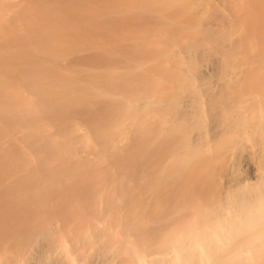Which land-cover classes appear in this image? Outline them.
Returning <instances> with one entry per match:
<instances>
[{
  "label": "bare ground",
  "instance_id": "1",
  "mask_svg": "<svg viewBox=\"0 0 264 264\" xmlns=\"http://www.w3.org/2000/svg\"><path fill=\"white\" fill-rule=\"evenodd\" d=\"M40 1L44 5L41 14H45V0ZM139 1L140 5L137 6V9L148 15H151V12H159L161 15L159 20L162 22L165 21L162 16L163 13L173 6L180 9L179 15L192 12L198 16L199 20L204 21L200 24V30L198 29L201 32V37L190 36L184 38L176 31L171 38L170 42L172 43L164 56L167 61L172 62L173 87L169 99L157 98L155 94H152L153 92H150L151 88L153 89L157 84L153 83L154 81H151L149 77H143L137 85L131 88L134 92L138 91L140 99L143 100V109L147 108L148 112L151 113L145 112L149 115V120H144L137 114L133 115L134 117L129 118V122H132L130 131L124 133L122 137H119V134V138L111 136L108 132L109 128L115 127V125L105 124V122L100 127L106 128V132L95 134L100 146L106 150H111L110 166L126 170L127 175L134 177L141 169L144 168L146 171L148 166L154 167V170L150 173V180L142 186L145 188L144 190L152 192V194L156 191L159 192L154 205L155 209L147 211V204L144 202L143 197H140L143 202L138 201L139 199L136 201L140 203L141 211L135 214V209H130L127 214L129 221L120 225L122 228L120 232H115L112 225L100 227L98 223L90 221L86 225V231L80 237L73 239L72 249H69L70 246H68L63 234L59 238H54L53 236L59 232L52 230L51 232L50 228L47 227L46 232L50 231L48 233L50 238L47 244L48 251L57 254V261L54 264H264V93L261 92L263 83L255 80L261 78L259 75L261 73L260 61H252L253 58L260 55L256 51V45L253 42L259 41L261 38L259 36H249L245 31V23L242 19L231 18L232 15L234 17L241 13L264 14V0ZM214 17L222 20L223 23L209 21L210 18ZM206 20L207 22H205ZM56 28L59 27L54 28L58 31ZM229 29H233L238 34L231 33ZM31 32H33V38L37 41L35 43L40 44V47L45 49V26L40 18L39 28L32 29ZM25 38H18L19 48L16 49V52L0 53V62L3 65L8 66L11 64L10 61H2H7L9 58L17 61V63L25 60L32 61L37 58L35 53L38 52L30 51L25 44H21ZM56 38L59 40L60 34ZM232 42L243 43L233 47L231 46ZM212 48L220 51V59L208 66L205 63L204 55L207 50ZM50 55H54V53ZM10 68L8 70L4 68L3 72L0 70V76L13 74L14 72H10ZM237 68L247 71V77H241L239 72H235ZM128 70L130 71L129 68ZM180 70H184V73H181ZM32 71H36V69H32ZM207 75L215 79L213 84L218 88L216 96L209 93L211 81L210 79L206 80ZM34 78V74L27 76V79ZM6 79H8V76ZM3 80L5 79L3 78ZM34 80H38V78ZM6 84L9 85L10 83L6 82ZM33 85L37 86L36 83H33ZM15 86L18 87L19 85ZM0 87L2 86L0 85ZM21 87L19 86V88ZM255 87L258 89H255ZM36 88L39 89L42 99L37 106L33 104L34 102L28 101L27 104L25 103L24 105H26L28 111L35 109L43 111L42 108H45V84H38ZM5 89L0 88V92L2 93ZM47 91L48 98L55 99L53 91L49 89ZM11 92L13 94V91ZM183 93L186 94L187 100L180 106V97ZM7 94L5 93V95ZM208 94L209 97L206 99L205 97ZM1 95L0 99L2 98ZM3 99L4 97L1 100L5 103L9 101ZM70 103L73 107L81 109L80 107L87 102L86 99L74 98ZM95 103L101 104L102 107L98 110L102 113L110 109L107 108L108 102L105 100L97 99ZM7 104L12 107L11 103L8 102ZM207 104L209 111L206 108ZM136 105L135 99L130 101L131 108ZM10 107L9 110L16 108L12 107L10 109ZM18 109L20 112L19 107ZM4 111L6 110L4 109ZM208 113L213 114L214 118H218L219 123L224 124V126L214 132L204 145L203 141L206 138L208 139L205 126ZM4 114H1L2 118ZM9 114L11 115V113H6L8 117H10ZM26 114L25 119L29 120ZM30 114L31 112L28 113V116ZM133 114H135V111ZM6 115L4 116L6 117ZM20 115L18 116L20 117ZM34 116L35 113L32 117ZM5 117L4 121H2L3 119L0 120L1 123L8 118ZM13 118L7 121H13ZM18 119H16V122L18 121L20 125H23L21 124L22 121ZM229 120H235V126L228 123ZM118 121L120 119L117 116L114 118V124L117 125ZM6 122L3 123L5 126L3 125L4 127L0 129L3 130L0 135L11 133L10 129H4L7 125ZM174 123H178L179 126L176 125L177 127H175ZM149 126L151 127L148 128ZM169 131L173 133L172 154L175 158L172 159L169 166L171 170L167 172V169L164 170L162 166L157 168L160 161V150L157 147L168 140L170 137L168 136ZM77 132L75 131V133ZM75 133L74 136L76 137L77 134ZM82 133L84 132L82 131ZM69 135L65 138H68ZM22 136L24 138V135ZM215 137H218L219 140L215 145L216 159L213 156L212 160L218 163L213 162L211 159L207 160L208 158L202 154L205 151H210L209 142ZM126 138L132 142L131 146L128 148L119 146V140H126ZM91 139H93L92 136ZM75 141L71 137L56 145L55 143L46 146L42 143L40 145L33 144L34 150L32 147L31 149L35 152L34 158L32 155L27 154L30 151L28 149L26 153H21L24 155L19 154V157H21L19 160L18 157L15 163L12 161L14 164L10 162L8 166L14 169L12 175H19L16 185H20L21 189L17 188L20 192H23V196L38 195L39 192L44 193L45 188L59 189L60 184L66 183L64 179L68 175L79 178V174L83 171H98L99 166H89L85 158L76 156ZM245 142H249L247 143L249 147L246 150V155L242 156L241 151L243 150L241 149ZM96 145L98 146V144ZM39 151L41 153L42 151L46 152L45 156L39 155L41 154ZM181 152H184L183 157L179 155ZM51 158L59 160L60 167L58 169L50 168V170H47L49 168L47 161H50ZM34 160H36V163ZM30 161H34L35 165H32L33 163ZM250 163L253 165L252 167ZM228 166L229 168H227ZM221 169L224 172L220 174L219 170L221 171ZM46 172H49V174H46ZM97 175H100L101 178H97L101 181H105L109 177L106 174ZM138 186L141 187V184L138 183ZM1 189L0 187V194ZM137 191L139 192V190ZM160 193L165 199L170 198L173 204L163 207L159 202ZM123 194L126 195H123L124 197H127V194L124 192ZM130 202L128 205H130ZM111 203L108 204L111 205ZM26 217L18 218L19 220L14 221L10 227L4 224L0 227V246L3 241L8 242L10 245L4 250L11 253V264H27L26 259H28L27 257L31 251L32 242L39 237L44 238L47 234L45 233V225L37 227L33 221L31 222ZM144 219L149 222L153 221L155 226L142 229L140 224L145 223ZM91 229L93 232H91Z\"/></svg>",
  "mask_w": 264,
  "mask_h": 264
},
{
  "label": "rangeland",
  "instance_id": "2",
  "mask_svg": "<svg viewBox=\"0 0 264 264\" xmlns=\"http://www.w3.org/2000/svg\"><path fill=\"white\" fill-rule=\"evenodd\" d=\"M139 5V0H45V14H41L44 5L40 0H0V53L16 52V49L19 48L17 40L22 37L26 38L21 44H25L30 51L34 50V52H38L35 53L37 58H34L32 61L25 60L17 63V61H13L11 58L7 61L2 60L3 62L10 61L9 63L11 64L8 66L0 62V70L2 72L4 68L8 70L10 66V72H14L13 74L9 73L0 76V85L6 88L5 91H2V93L0 92V95L4 92V94L1 95L2 98L4 97L3 100H9L8 102L12 104V107H16L13 109L10 107V104H7L8 102L5 103L1 100L2 98L0 99V120L3 119L2 121H4V115H6V113H11L13 116L10 114L9 116L11 118L14 117V122L7 116L8 114L6 115L8 118L5 119L6 121L11 119V123L10 121H5L7 125L10 126L6 125L4 128L10 129V135L8 131V135H5V133L0 135L2 136L0 137V156L2 154L1 158H3H0V162H2L0 163V187L2 188L0 194V227L3 224L10 227L14 221L19 220L18 218L22 219L24 216H27L26 218L31 222L33 221L35 226L41 227L45 225V233H47L44 238L39 237L36 241L32 242L30 247L31 251L27 257L28 259H26L27 264H54L57 261V254H52L47 248V244L50 240L48 233L51 230L59 232L56 235L53 234L54 238H59L63 234V237L68 242V246H70L69 249H72L73 239L80 237L81 234L86 231V225L90 221L98 223L100 227L112 225V229L115 232H120V229L122 231L120 225L129 221L127 215L128 211L130 209H135V214L141 211L140 203L136 201L139 199L138 201L141 200L142 203L143 201L140 197H143L144 202L147 204V211L153 208L155 209L154 205L157 201L156 197H158L157 195L159 192L156 191L152 194V192L144 190L145 188L143 187L144 184L150 180V173H152L154 167L148 166L146 171L144 168L141 169L137 172L135 177L127 175L126 170L109 165L112 154L111 150L102 148L100 143L97 142L96 137L99 133L106 132V128L100 127L104 122L105 124L110 123V125H115V127L109 128L110 131L108 130L111 136L118 137L120 134L119 137H122L124 133L130 131L132 122H129V118L131 119L134 117L133 115L137 114V116L142 117L144 120L149 118V115L145 114V112L148 114L151 113L148 112L147 108L143 109V100L140 99L138 91L134 92L131 89L137 85L143 77H149L151 81H154L153 83L157 84L153 89L151 88L150 91L153 92L152 94H155L157 98L159 97L167 100L171 97V88L173 87L171 73L172 62L167 61L166 57L164 58L165 52L172 43L170 42L171 38L176 31L184 38H189L190 36L201 37L199 27L204 21L199 20L198 16L194 15L192 12L179 15L180 9L173 6L163 13L162 16L165 21L162 22L159 20L161 16L159 12H151V15L144 14L137 9ZM102 13L103 15H101ZM39 18L43 21L45 26V49L41 48L40 44L35 43L37 41L33 38V32H31L32 29L39 28ZM231 18L242 19L245 23L246 33L249 36H259L261 38L259 41L256 40L253 42L256 45V51L259 52L260 55L253 58L252 61H260L261 73L259 75L261 78L255 80L263 83L261 92L264 93V14L241 13L234 17L232 15ZM210 19L209 21H213L214 23H223L222 20L215 17ZM205 22H207V20ZM55 27H59L56 28L58 31L54 30ZM230 32L235 35L238 34L237 32L235 33L233 29H231ZM59 34L60 39L58 40L56 36H59ZM240 43L242 44L243 42H232L231 46L234 47ZM52 53H54V55H50ZM218 59H220V51L213 50V48L207 50L204 55L205 63L208 66L217 62ZM30 63H32L31 65L33 66H31ZM166 68L167 71L165 72ZM32 69H36V71H32ZM24 71H26L25 74ZM180 72L184 73V70H180ZM235 72H239L240 76L244 78L248 75L247 71L241 70V68L235 69ZM29 74H34V79L38 78V80L27 79ZM7 76L8 79H6ZM3 78L5 80H3ZM209 79L211 81L209 93L215 95L218 89L213 84L215 79L207 75L206 80ZM6 82L10 84L8 85ZM33 83H36L37 86L38 84H45V108H42L44 112L38 109L28 111L26 110V105H24L25 103L27 104L28 101L34 102L33 104L36 106L40 104L42 96L39 89L36 88L37 86L33 85ZM15 85L22 87L19 88V86L17 87ZM256 85H258V83H256ZM46 86L50 87L47 88ZM48 89L53 91L55 99L48 98ZM255 89L258 88L255 87ZM17 90L19 91L17 92ZM11 91H13V94ZM21 91L22 93L20 94ZM5 93L8 94L5 95ZM14 93L16 94L14 95ZM207 97H209V94L205 98L207 99ZM74 98H79L81 100L86 99L87 103L82 105L80 107L81 109H77L70 103ZM97 99L108 102L107 108H110L109 111L102 113V111L98 110L102 106L99 103H95ZM133 99L136 100L137 105L131 108L130 101ZM186 100L187 96L183 93L180 97V106H182ZM113 102L115 103L114 105ZM17 105L21 110L20 112ZM9 107L12 109L9 110ZM206 108L209 111L208 104ZM4 109L6 111H4ZM134 111L135 114H133ZM219 111L218 109V112ZM24 112L27 113L26 116L29 120L25 119ZM29 112H31L32 115L35 113V116L32 117L31 114L28 116ZM1 114H4L3 118ZM18 115H20V117ZM22 116L24 118H21ZM117 116L120 121H118L116 125L114 124L116 122H114V118ZM15 117L16 119L19 118L18 120L22 121L21 124L23 125H20L18 121L16 122ZM25 121L27 123L26 125ZM5 122H0V129L5 126V124H3ZM235 122V120L228 121V123L234 126ZM153 123L155 122L153 121ZM125 125H127V127H125ZM176 125L179 126L178 123H174L175 127H177ZM205 126L208 132V139L206 138L203 141L204 145L209 141V137H211L214 132L221 129L224 124L219 123L218 118H214L213 114L208 113ZM150 127L151 126L148 128ZM143 129L145 128L143 127ZM1 131L3 132V130H0V134H2ZM75 131L79 133H75ZM82 131L84 133H82ZM30 133L31 135L27 136V134ZM74 133L77 134L76 137ZM22 135H24V138ZM68 135L69 137L65 138ZM91 136L94 140L91 139ZM168 136H170L168 140L157 147L158 150H160V161L157 164V168H161L162 166L164 170L165 168L167 169V172L171 170L169 166L171 165L172 159L175 158L172 154L173 133L169 131ZM71 137L74 141L75 139L77 141L74 142L77 147L76 156L85 158L89 166H99L97 169L98 171H83L79 174V178L70 177L71 175H68V177L64 179L66 183L63 185L60 184L59 189L54 190L45 188V194L39 192L38 195L32 194L30 196H23V192L18 190V188L21 189L20 185H16V180L19 175H12L14 169L8 166L10 162L14 164L20 155H24L21 153H26L28 149L30 151H28L27 154L33 157L35 153L32 151V149L34 150L33 144L40 145V143H42L46 146L47 144L55 143L56 145L63 143L64 140ZM151 138L152 136L150 139ZM121 140H119V146H124L123 148L131 146L132 142L129 141V139L126 138V140ZM218 140V137L213 138L211 142H209L210 151L202 153L204 157L208 158L207 160H212L213 156V158H215V145ZM27 141H31L32 143ZM95 143L98 144V146ZM247 143L249 142L244 143L241 149L243 151L237 150L243 153L242 156L246 155V150L249 147ZM45 153L46 152L42 151L39 155H43L44 157ZM179 155L183 157L184 152H181ZM5 156L8 157L6 158ZM20 158L21 157H19L18 160ZM12 161H14V163ZM34 161L36 163V160ZM34 161H30L33 163L32 165H35ZM51 161L53 162L52 164ZM197 161L199 162V160ZM212 161L218 163L214 160ZM5 162L7 167L5 166ZM231 163L233 162L231 161ZM47 164L49 165L47 170H50V168L58 169L60 167L59 160L53 158L47 161ZM164 164H166V167ZM250 166L252 167L253 165L250 163ZM227 168H229V166ZM219 172L221 174V172L224 171L221 169ZM74 173L76 174V172ZM46 174H49V172H46ZM97 174L109 175V179L106 178L107 180L101 181L97 178L100 177V175ZM138 183L141 184V187L138 186ZM98 186H101L99 187L100 189ZM137 190H139V192ZM123 192L127 194V197H124L126 195H124ZM31 196L34 199H32ZM160 196L162 199L159 198V202L163 207L173 204L170 198L165 199L161 193ZM132 199L133 201H131ZM129 202L130 205H128ZM108 203H111V205ZM110 206L112 207L110 208ZM144 220L145 223L140 224L142 229L155 226L153 221L149 222L146 221V219ZM114 221L116 222L114 223ZM47 227L50 228L48 232H46ZM92 229L91 232H93ZM130 238L134 239L132 237ZM9 246L8 242L5 241H3L0 246V254L2 255L0 257V264H11V253L4 250V248Z\"/></svg>",
  "mask_w": 264,
  "mask_h": 264
}]
</instances>
